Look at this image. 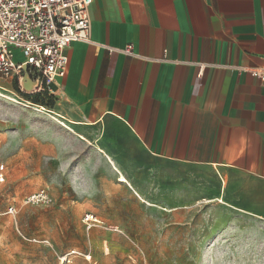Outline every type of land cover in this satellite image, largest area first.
I'll return each instance as SVG.
<instances>
[{"label": "crops", "instance_id": "obj_1", "mask_svg": "<svg viewBox=\"0 0 264 264\" xmlns=\"http://www.w3.org/2000/svg\"><path fill=\"white\" fill-rule=\"evenodd\" d=\"M67 52L49 111L119 185L169 214L264 221V84L247 70L264 68V0H94L91 41Z\"/></svg>", "mask_w": 264, "mask_h": 264}, {"label": "rangeland", "instance_id": "obj_2", "mask_svg": "<svg viewBox=\"0 0 264 264\" xmlns=\"http://www.w3.org/2000/svg\"><path fill=\"white\" fill-rule=\"evenodd\" d=\"M15 60H23L20 51ZM2 90L30 106L0 96V163L7 169L0 264H264V221L225 224L201 208L169 214L119 185L112 165L100 164L86 141L34 110L44 103L14 79L0 77ZM43 187L50 204L25 202ZM11 206L16 214L6 213ZM88 213L99 219L90 229Z\"/></svg>", "mask_w": 264, "mask_h": 264}, {"label": "built area", "instance_id": "obj_3", "mask_svg": "<svg viewBox=\"0 0 264 264\" xmlns=\"http://www.w3.org/2000/svg\"><path fill=\"white\" fill-rule=\"evenodd\" d=\"M94 0H0V77L11 78L24 94L22 65H28L32 79L38 81L37 88L28 95L48 92L56 95L69 65L67 49L74 42L91 41V20ZM110 51H120L135 55L133 44L123 49L109 47ZM15 51L23 55L22 61L15 60ZM260 83L264 84V68L247 69ZM49 108L48 105H42ZM6 166L0 163V187L6 179ZM53 197L48 187L31 193L26 203L50 204ZM6 213L16 214L11 206ZM90 229L99 221L93 213L83 219ZM76 254L73 250L65 254L63 260Z\"/></svg>", "mask_w": 264, "mask_h": 264}, {"label": "bare ground", "instance_id": "obj_4", "mask_svg": "<svg viewBox=\"0 0 264 264\" xmlns=\"http://www.w3.org/2000/svg\"><path fill=\"white\" fill-rule=\"evenodd\" d=\"M0 96L6 98V99H10L12 101H15L17 103H22L26 106H30L29 103L17 98L16 96L10 94L9 92H6L4 90H2V92L0 91ZM31 107L41 113H46L47 115H49L51 118H53L54 120H57L60 124H62L63 126H65L66 128H68L69 130L73 131L74 130L71 128V125H68L67 123H65L63 120H61L57 115L51 113L48 109H46L44 106H39V105H31ZM59 115V114H58ZM60 116V115H59ZM65 120V119H64ZM81 136V135H80ZM124 178V177H123ZM121 180H123L122 178H120ZM120 180V181H121ZM126 182V181H125Z\"/></svg>", "mask_w": 264, "mask_h": 264}, {"label": "water", "instance_id": "obj_5", "mask_svg": "<svg viewBox=\"0 0 264 264\" xmlns=\"http://www.w3.org/2000/svg\"><path fill=\"white\" fill-rule=\"evenodd\" d=\"M22 68L24 70V75L23 78L21 80V84L23 89L29 94L32 93L38 86V81H34L32 79V77L30 76L29 72H28V65L27 64H23Z\"/></svg>", "mask_w": 264, "mask_h": 264}, {"label": "trees", "instance_id": "obj_6", "mask_svg": "<svg viewBox=\"0 0 264 264\" xmlns=\"http://www.w3.org/2000/svg\"><path fill=\"white\" fill-rule=\"evenodd\" d=\"M29 97H31V99L34 102L40 103V104H46L49 107L53 106L54 101H55V96L52 94H49L48 92H39V93H35L30 95Z\"/></svg>", "mask_w": 264, "mask_h": 264}]
</instances>
